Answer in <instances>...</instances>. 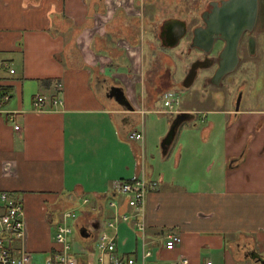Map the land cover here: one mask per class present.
I'll use <instances>...</instances> for the list:
<instances>
[{
  "label": "crops",
  "instance_id": "obj_1",
  "mask_svg": "<svg viewBox=\"0 0 264 264\" xmlns=\"http://www.w3.org/2000/svg\"><path fill=\"white\" fill-rule=\"evenodd\" d=\"M115 1L122 0H0V189L13 192L24 206L23 245L33 255L31 264H47L61 213L76 206L79 222L96 240L87 246L72 238L79 241L74 253L80 264H102L95 247L104 233L116 234L118 250L134 253L141 264L142 234L134 221L116 229L108 225L116 211L112 202L121 213L134 211L115 183L140 176L159 181L146 199V234L156 264L184 256L189 264H264V104L229 111L214 138L211 117L202 130L204 144L222 152L206 149L211 158L198 176L203 181H192L186 143L175 147L174 140L164 153L161 137L163 155L174 151L175 159L154 166L158 146L153 149L148 140L146 114L156 110L158 97L149 93L143 55L134 58L129 49L127 56L118 46L127 37L140 48L147 19L141 9L112 7ZM112 86L123 88L134 108L119 101ZM39 94L58 96L62 103L36 109ZM133 131L143 138L129 139ZM168 231L182 236L173 250L163 247ZM10 244L20 252L19 241Z\"/></svg>",
  "mask_w": 264,
  "mask_h": 264
},
{
  "label": "rangeland",
  "instance_id": "obj_2",
  "mask_svg": "<svg viewBox=\"0 0 264 264\" xmlns=\"http://www.w3.org/2000/svg\"><path fill=\"white\" fill-rule=\"evenodd\" d=\"M119 3L124 4L125 6L128 7L131 6L129 7L130 10L141 9L142 14L145 16V21L147 19L145 23L146 32L142 35L143 39L142 41H140L141 42L140 48H134L133 44H131V42L129 41L130 38L127 37H125V39L124 38L121 39L119 41L120 44L118 46L127 56L129 55L130 50L135 52V55H133L134 58L137 57L138 54L140 58L143 55V59L141 58V62L142 60L146 61L145 74H147L148 76L147 80L150 82V84L148 85L149 93H154L155 94L154 96L158 97L155 100L156 110L147 112L146 114V118H147L146 133L148 140L151 142V147L153 149H155V147L158 146L157 154L153 159L154 160L153 164L154 166L160 168L162 164L172 163L175 159L174 151H172L171 154L169 155L166 156L163 155L160 141L163 137L166 136L169 127L171 126L172 123L171 121H173V119L176 117L178 113L177 114L159 113V111L164 110V103H163V98H161V94L160 96H158L159 92L163 94L164 93L163 90L166 91L168 90L167 88L173 85L171 89L176 90L181 95L182 110L186 111L192 108V112L194 114V118H192L191 120L184 121L179 127L177 135L174 139L175 143L173 146L176 147L180 143H186V147L183 150L184 158L187 157L186 154L188 153V151H190L189 157H191L192 159L191 161L194 162V173L192 174V181H195L197 179L199 180V182L203 181L198 176L204 175L205 165L211 158L208 155L206 149H211L212 151L217 150L219 156L221 155L222 152V148L219 146L210 147V145L204 144L205 140H203L202 130L205 125L210 123L211 117L214 119V122L216 123V132H214L213 136L211 137L214 138L216 137V134H219V132L221 131L222 124L226 120H228L229 117L228 112L231 111L232 109H236L237 101L240 96H241L240 108H245V109L263 108L264 62L262 61L264 60V47L260 52L263 58L260 64H258V62L261 60L259 57L256 58L259 61L257 62L255 61L253 65H247L248 63H244L241 66L237 67L233 72L226 74L223 77L222 81H220L219 83H215L209 79V76L215 73V70L217 69L216 66L209 67L206 69L202 68L199 70L198 76H196L192 84L189 87H185L183 81L190 69L188 63L190 62L193 56L189 52L184 51L187 48L185 46V42H182V44L175 47V49L168 50L167 51L168 53H165V51L162 50L163 45H161L160 42L158 27L161 25L162 20L166 16L171 17L180 14L179 17L188 18L189 17L188 14L191 12L180 13L178 11H175V9H177L175 8V4H173L174 6L171 3L169 5L167 0H122L121 2L118 1L113 2L112 7L116 6ZM184 4L185 3H182V5L180 6V8H182L183 6L182 8L183 11H185L184 6H189L187 4L186 5ZM162 8L169 11V13L166 16H158L157 14L154 13L158 9H162ZM191 24H192L191 22L188 23V26H191ZM141 46L144 47V52L142 51ZM161 56L163 57L160 59L159 57ZM169 62L170 64L175 63V65L166 66V63ZM157 76H159V78H157ZM139 77L140 79L143 78V72L139 74L135 73V78L137 79ZM157 80H159L160 82L157 83L156 82ZM154 85L156 87L154 91H152L151 87H153ZM211 99H213L214 101H211ZM212 109H216L218 111L214 112L212 111ZM209 112L211 113V115ZM141 128H142V124H139L138 129ZM221 157H223V155ZM167 166L168 165L164 166L163 168ZM221 168L222 166H219L217 169V172L220 175H221ZM220 180L221 177L219 178V180L214 179L215 184H217V182H219ZM83 204L86 203L83 202ZM73 208L78 209V206ZM80 218L81 217H79L78 219ZM80 220H77L78 224H74L73 226L72 238L75 237V240L77 238L81 242H84L87 246H90L91 244H94V242L96 241L94 238L93 230H91L87 225H84L85 223L79 222ZM121 222H125V221H121ZM121 222H119L118 224H120ZM81 226H86L88 229L91 230L89 237L81 236L79 231ZM117 226L112 228L116 229ZM146 238H147V234H146ZM78 242L79 241L72 240V248L74 251L76 250L74 244L75 246H78ZM77 259L79 260V258ZM79 264H80V260H79Z\"/></svg>",
  "mask_w": 264,
  "mask_h": 264
},
{
  "label": "built area",
  "instance_id": "obj_3",
  "mask_svg": "<svg viewBox=\"0 0 264 264\" xmlns=\"http://www.w3.org/2000/svg\"><path fill=\"white\" fill-rule=\"evenodd\" d=\"M14 72V69H11ZM10 94L4 93L3 100L7 101ZM164 110L162 112L177 114L182 111L181 95L174 89H168L163 93ZM62 103L58 96L39 94L35 97L33 105L36 109H46ZM19 129V126H16ZM129 139H142L141 132L133 131L128 134ZM159 181L153 178L140 176L130 180H118L114 189L128 198V204L133 208V213H121L117 209L116 202L111 205L116 208L115 215L108 223L110 227H116L121 221H134L136 230L142 234L141 264H156L153 257L155 252L153 246L146 238V196L149 192L158 189ZM88 199H84L87 203ZM81 208H68L63 210L61 219L57 224L54 241L55 252L46 257L47 264H79L77 256L72 248L73 226L80 216ZM26 232L25 210L20 199L13 192L0 189V264H31L33 255L24 249V238ZM15 239L21 243L18 246L20 252H14L10 240ZM163 247L167 250L175 249L182 243V236L175 231L165 233L162 238ZM95 249L98 252V260L102 264H138L139 260L134 253H123L118 250L116 234H101L96 242ZM173 264H189L187 257L173 260ZM208 264H212L208 261Z\"/></svg>",
  "mask_w": 264,
  "mask_h": 264
},
{
  "label": "flooded vegetation",
  "instance_id": "obj_4",
  "mask_svg": "<svg viewBox=\"0 0 264 264\" xmlns=\"http://www.w3.org/2000/svg\"><path fill=\"white\" fill-rule=\"evenodd\" d=\"M168 4H175V11L180 13L185 12L189 13V17L181 18L180 14L174 16H166L169 11L164 8L158 9L154 13L158 16H166L161 25L158 27V33L160 36L161 45H163V49L165 53H168V50H173L175 47L185 42L186 50L190 54H192V58L188 65L190 68L193 64L198 66V72L200 69H206L209 67L216 66L218 67L221 64V61H224L223 58L220 57V53L224 48L226 41L222 39H216L213 46L208 45L207 38H204L203 31L208 27V22L213 20L214 18L221 16L227 11L236 10L235 4L232 0H167ZM182 3H185L184 6L185 11L180 8ZM174 6V5H173ZM189 8V9H187ZM180 19L186 22L187 28L184 30L183 36L180 37L179 41L172 46V42H175V38L178 35L177 33L180 29L175 25L171 24L172 20ZM192 23L191 26H188V23ZM175 25V26H174ZM191 31V32H190ZM201 32L200 38H198L197 33ZM262 41V43H261ZM264 47V0H259V10L258 17L256 23L252 30L244 31L240 37L238 49H237V63L236 68L241 66L244 63H248L247 65H253L255 61H259L256 59L259 57L262 61V56L260 52ZM175 62V61H174ZM264 62V60L262 61ZM175 65V63H174ZM190 70V69H189ZM235 70V69H234ZM216 71V70H215ZM189 72V71H188ZM233 72V71H232ZM213 75L209 76L210 80H213ZM198 76V73H197ZM185 79V78H184ZM208 79V78H207ZM184 82V81H183ZM113 87V86H112ZM108 94H112L111 88L107 89ZM115 95H118L115 92Z\"/></svg>",
  "mask_w": 264,
  "mask_h": 264
},
{
  "label": "water",
  "instance_id": "obj_5",
  "mask_svg": "<svg viewBox=\"0 0 264 264\" xmlns=\"http://www.w3.org/2000/svg\"><path fill=\"white\" fill-rule=\"evenodd\" d=\"M232 2L235 4L236 10L227 11L221 16L210 20V23L208 22V27L202 30L204 33V38H207L209 47L214 45L216 39H222L226 41V44L220 53V57L223 58L224 61H221V64L217 67L213 76L212 81L215 83H219L226 74L236 69L238 57L237 49L240 37L244 31L253 29L258 17L259 0H232ZM171 24H175L180 29V31L177 33L178 35L175 38V42H172L173 46L179 41L180 37L183 36L187 25L184 20L180 19L172 20ZM201 35V32L197 33L198 38H200ZM197 73L198 66L193 64L184 79L183 83L185 87H189L192 84L197 76ZM111 88L118 93L116 96L119 101L129 106V108H134L127 101L123 88L118 86H113ZM240 101L241 96L237 101V110L240 108ZM192 118H194V114L187 111L180 112L176 115L166 136L162 140V148L164 153L168 151L170 145L174 141L181 124L186 120H191ZM79 231L83 237H89L91 233L86 226H81Z\"/></svg>",
  "mask_w": 264,
  "mask_h": 264
},
{
  "label": "trees",
  "instance_id": "obj_6",
  "mask_svg": "<svg viewBox=\"0 0 264 264\" xmlns=\"http://www.w3.org/2000/svg\"><path fill=\"white\" fill-rule=\"evenodd\" d=\"M52 80H53V79H50L49 81H48V80H42V82H44V83H45V82H51ZM58 82H59V80H58ZM3 89H4V87L0 86V91L3 90Z\"/></svg>",
  "mask_w": 264,
  "mask_h": 264
}]
</instances>
